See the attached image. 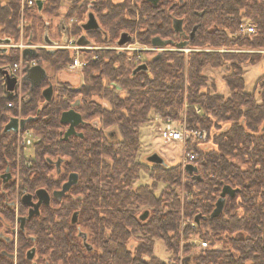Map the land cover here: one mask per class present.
Wrapping results in <instances>:
<instances>
[{"label": "trees", "instance_id": "trees-1", "mask_svg": "<svg viewBox=\"0 0 264 264\" xmlns=\"http://www.w3.org/2000/svg\"><path fill=\"white\" fill-rule=\"evenodd\" d=\"M89 1L70 2L65 17L76 16L79 24L74 29L81 35V23L92 11L100 29L84 30L82 34L90 40L112 43L126 31L131 39L135 33L142 44L152 45L151 39L159 36L172 40L165 46L184 40V46L210 50H191L187 55L181 50H162L136 63L128 52L96 50L86 57L78 87L58 81L48 101L42 96L45 80L30 90L21 116L33 117L25 127L39 139L31 166L21 164V186L31 192L40 187L52 190L71 171L77 172L79 180L71 194L53 198L26 220L24 230H19L20 249L35 245L54 264H167V258L178 260L180 248L183 258L188 257L183 264H264V92L257 100L253 92L245 91L242 66L256 63L261 53L231 51L264 48V0ZM62 2L43 0L40 10L27 8L26 36L31 32L34 38L39 31L43 39L47 26L40 13L57 11ZM19 7V0L0 2V32L10 39L19 36ZM174 18L182 20L181 33L173 28ZM245 19L255 31L236 34ZM221 46L227 49L218 50ZM36 53L54 70L73 59L67 50L38 49ZM18 58L16 48L0 52V68ZM140 63L147 68L133 74ZM222 66L228 71L223 76L227 96L211 90L205 73L207 68ZM3 82L0 73V173L7 163H15L17 148L16 133L3 131L16 115V107L7 104L16 102V97L8 98ZM28 85L23 81V87ZM76 101L74 108L83 120L76 130L82 136L64 139L66 124L60 114ZM183 110L187 128H206L212 146L203 149L196 142L187 144V150L197 153L194 163L200 176L194 178L184 169L187 193L180 207L179 194L172 188L181 182L180 162L154 163L151 185L135 187L132 182L144 168L136 159L140 126L155 115L178 117ZM110 129L111 136L107 134ZM59 157L64 161L57 175L50 161ZM158 181L166 185L156 193ZM225 184L236 191L227 194L221 212L210 217ZM2 189L0 179V231L8 232L14 214L3 202ZM145 210L148 215L142 220ZM74 211L78 215L73 223ZM197 214L201 217L195 222ZM78 231L86 234L91 249L85 247ZM194 235L207 240L208 246L194 247ZM154 237L171 254L166 260L154 252ZM131 239H138L132 248ZM4 243L0 237V247ZM0 264L12 263L0 252Z\"/></svg>", "mask_w": 264, "mask_h": 264}, {"label": "rangeland", "instance_id": "rangeland-1", "mask_svg": "<svg viewBox=\"0 0 264 264\" xmlns=\"http://www.w3.org/2000/svg\"><path fill=\"white\" fill-rule=\"evenodd\" d=\"M6 0H0V2H4ZM74 0H63L61 6L59 9L55 12H44L42 11L41 18L44 21L45 25L47 26V34L51 40V43H45L41 37V35L37 32L36 37H32V33L30 32L29 37L26 36L24 27L26 24H28L25 16H26V9L23 10V13L21 12V9L19 7V36L15 39H11V42L7 45L8 51L10 48L12 49H18L19 50V57H20V49L18 48V44L20 43H31L35 47L31 49L30 55H34L35 51L38 49L46 50L47 52H51L54 50H67L71 53H73V58L77 57L81 64L76 67L70 66V61L66 62L62 65L61 68L54 70L46 60L41 58L40 56L34 55V56H27L22 57L23 60L28 63L30 60H35L36 64H40L46 72L45 77V86L50 82L54 87L57 85L58 81L61 82H67L71 86L78 87L82 83V75H83V68L86 63V57L89 56V54L95 55L96 50H113L117 53L121 52H128V54H133L131 57L133 62H145L147 59H149L151 56L155 55L156 53L162 51V50H181L186 55L191 50H210V48H200V47H190V46H183V47H177V46H164V47H157L153 45L148 44H142L139 42L137 37L135 36V33L132 34V39L129 42H126L123 45H118L117 41L107 44L98 43L94 40H90L87 45H82V47H79L76 45V39L78 38L77 35H79L77 30L74 29L76 24H79L76 20V16L71 17H65L66 10L70 4V2H73ZM90 0L89 2H91ZM118 1V0H114ZM87 15V14H86ZM86 19V18H85ZM85 19L83 21H85ZM243 23L250 25L247 20L245 19ZM67 26V32L66 35L63 34V31H61L60 26ZM85 31L82 29V33ZM81 33V34H82ZM238 33H243L239 28ZM0 37L4 38L5 36L0 32ZM88 38V37H87ZM30 40V41H29ZM222 48V51L227 49L224 46H221L218 48L220 50ZM5 51V52H6ZM221 51V50H220ZM231 51H243V52H259L261 53V58L256 63H244L243 66V78H244V89L247 92H253L255 94V97L257 100L260 99L261 93L264 92V48L263 49H237L232 48ZM37 54V53H36ZM129 56V55H128ZM20 58H18L15 61H19ZM130 59V60H131ZM227 66V65H226ZM226 66H222L220 68H207L205 73L208 79V84L213 86L211 90L214 92L221 93L223 95H228L229 90L226 86L223 76L228 73ZM116 86V91L123 93L121 91V87L117 83H113ZM28 87H23V82L21 83V87L18 88V91H15L16 95V115L21 116V108L23 106V103L29 98L28 96ZM102 103L106 104L105 101H102ZM199 111V108H197ZM170 117L174 124H182L183 130L188 132L193 130L187 128L186 126V119H185V110L180 112V115L178 117L173 116H165L160 117L159 115H155L151 122L146 123L142 126H140L139 130V139H140V147L138 149V154L136 156L137 161L143 164L144 168L140 169V173L137 179H135L132 184L133 186H138L142 184H148L151 185L154 182L153 174H151V169L154 167V163L147 160V156L153 152H157L160 156L163 157V160L165 163L172 165L176 162H180L182 160V155L186 151H191V149L187 150L186 146L188 144V141H186L185 145L184 142H171L164 140L161 137V134L159 132L160 127L164 125V120ZM199 129V128H197ZM204 129L206 131V136L204 139L200 141H196V143H199L200 147L203 149H207L208 147L212 146L211 139L208 134V130L204 127L200 128ZM111 130V129H110ZM25 140L27 138H31L32 142L31 144H28L24 147L23 151L26 156L29 154H33V141L37 140L38 137H34L33 133L30 130V133L24 136ZM21 144H19L20 146ZM22 146V145H21ZM184 149V150H183ZM182 177L181 182L179 185L173 186L172 188L176 189V191L179 194L181 206L182 207V201L184 199V195L187 193V191L184 189V184L187 182L185 171L182 168ZM165 183L162 181L156 182L155 185V191L158 193L160 190H162L165 187ZM181 210V208H180ZM181 219L185 223H190V219L188 217L182 216ZM192 226V222L190 223ZM195 238V235L193 236ZM138 239H131L129 241L130 247H134ZM183 241H180V245H182ZM220 245V244H219ZM222 245V244H221ZM220 245V246H221ZM154 252L157 256H159L161 259L166 260L168 256L171 254L166 250V247L163 243V241L160 238L154 237ZM182 248L179 249L178 254H181Z\"/></svg>", "mask_w": 264, "mask_h": 264}, {"label": "water", "instance_id": "water-1", "mask_svg": "<svg viewBox=\"0 0 264 264\" xmlns=\"http://www.w3.org/2000/svg\"><path fill=\"white\" fill-rule=\"evenodd\" d=\"M149 2H151L152 4H156L159 0H148ZM36 5L38 10H40L42 8L43 5V0H36ZM181 24H182V20L180 18H174L173 19V28L175 31H178L181 33ZM81 27L83 30L87 31V30H95V29H100V25L94 15V13L92 11H89L86 15V19L83 23H81ZM195 29V28H194ZM194 29L190 32V38L193 36L194 34ZM129 40H131V35L126 32L123 31L120 33L119 38L117 39V44L118 45H123L126 42H128ZM43 41L46 43H51V40L48 36L47 33H45ZM11 42V39L8 37H0V52H5L7 50V45ZM77 44L78 45H87L89 43V40L86 38L85 35H81L79 36V38L77 39ZM172 40L171 39H163L159 36H155L151 39V43L153 46H157V47H164L165 45L171 43ZM186 44V41H179L176 43V46L178 47H183ZM31 47H26L23 49L22 53L25 56L26 53L28 54L27 56H32L30 55L31 52ZM35 54V53H34ZM147 68L145 63H140L138 64L134 70H133V74L136 73L138 70H145ZM25 74L23 76V79H25L26 81H28L30 83L31 86L37 85L46 75L45 69L40 65V64H33V65H26L25 66ZM0 73L3 76L4 79V86H5V90L11 94L12 92H14V90H16L17 87V78L15 76H11L7 69H3L0 68ZM52 85H48L45 89L42 90V95L45 98L46 101L50 100L51 96H52ZM78 101H76L74 104H77ZM74 104L66 109L63 110L60 114V121L64 124H67V127L65 129V131L63 132V138L66 139L71 135H77V136H82L81 132H78L76 130V126L80 123L83 122L81 114L74 108ZM33 117L29 116V117H24V118H18L17 116H11L9 118V120L6 122V124L4 125L3 131L4 132H10V131H17L19 128H23L25 126V124L27 123V121L32 120ZM147 160L155 163V164H166L163 160V157L160 156L157 152H153L151 153L149 156H147ZM52 162V161H51ZM56 166L59 167L61 159H57L56 161H54ZM185 171L191 175L194 178H199V174L197 173L198 168L196 165L192 164V163H188L185 164L184 166ZM8 175V174H7ZM78 176L76 173H71L68 176V179L66 182H64L62 184L61 189L59 190H54L52 192V195L54 198L56 199H60L62 197V195L65 193V191H67L70 186L74 183L77 182ZM236 189L232 188L229 185H223L222 190L220 192L219 197L217 198V200L215 201V206L213 208V210L210 213V217H215L217 216L224 205L225 202V196L227 194L229 195H233L235 193ZM35 195L37 197V201L34 203L31 200V194H24L22 197V202L29 205L30 209H29V213L28 216H32L33 214H37L38 213V208L41 204H48L50 201V195L48 193V191L44 188H39L35 191ZM148 215V211L145 210L142 214H140V219H145ZM76 212L72 215V222L74 223L76 221ZM201 215L197 214L194 217V221L198 222L200 219ZM21 220V226L23 225V222L25 220V217H20ZM79 235L82 236L83 239V244L85 245V247L87 249H91V246L88 244V242L86 241V234L82 231H79ZM31 255L29 254V257ZM188 260V257H186L184 259V262H186Z\"/></svg>", "mask_w": 264, "mask_h": 264}, {"label": "flooded vegetation", "instance_id": "flooded-vegetation-1", "mask_svg": "<svg viewBox=\"0 0 264 264\" xmlns=\"http://www.w3.org/2000/svg\"><path fill=\"white\" fill-rule=\"evenodd\" d=\"M84 21H82L83 23ZM61 27V31H63V34L66 35V32H67V26H60ZM82 28V27H81ZM81 35H84V34H81ZM79 35V36H81ZM79 38V37H78ZM77 38V39H78ZM87 38V37H86ZM76 39V41H77ZM88 39V38H87ZM89 40V39H88ZM90 41V40H89ZM77 43V42H76ZM35 54H36V51H35ZM34 54V55H35ZM32 55V56H34ZM31 57V56H30ZM36 64V63H35ZM2 68V67H1ZM4 69V68H3ZM25 69H24V72H23V76L25 74ZM9 73V72H8ZM46 77V75H45ZM45 77L37 84V85H40V83L45 79ZM4 80V79H3ZM23 81H26L25 79H22L21 82L19 83V81L17 80V87H16V90H14V93L11 95V96H8L9 99H11V97H16V95L18 94V92L15 94V91H18V88L21 87V83ZM28 82V81H26ZM28 96H30V90L34 87V86H37V85H34V86H31L30 83L28 82ZM51 83L48 82V84L46 86H43L42 87V90L45 89L48 85H50ZM3 85H4V82H3ZM52 85V84H51ZM5 88V86H4ZM53 88V86H52ZM54 90V89H53ZM53 90H52V94H53ZM6 91V90H5ZM7 92V91H6ZM7 94H9L7 92ZM43 96V95H42ZM44 98V97H43ZM29 99V98H28ZM27 99V100H28ZM26 100V101H27ZM45 100V98H44ZM46 101V100H45ZM11 102V101H9ZM13 102V101H12ZM16 103V102H14ZM75 103V102H74ZM73 103V104H74ZM8 104V103H7ZM76 104H74L75 106ZM13 106H16L13 105ZM11 107V106H9ZM17 116L18 118H24L22 116H18V115H15ZM26 125V124H25ZM66 127H67V124H66ZM65 127V129H66ZM76 128V127H75ZM65 129L63 130V132L65 131ZM32 132V131H31ZM16 133V158H15V163L12 165L10 163H7L6 166L4 167L3 171L0 173V179H1V188H3V193H4V203L6 206H8L9 208H11L13 210V214H14V217H13V222L12 223H9L6 224L8 225V232H5V231H0V237L2 239H4L5 243L3 244L4 246L3 247H0V252L3 256H5L9 261H11L12 264H54L52 262H50L47 258V253H42L40 254L38 251H37V247L35 245H29V246H26L24 247V249H20V245L17 243L18 241V237H19V230H24V227H25V222L26 220L29 218L28 216V213H29V209H30V206L23 203L22 202V197L24 194H31V200L35 203L37 201V197L35 195V191L37 189H35L34 191H29L26 187H22L21 186V172H20V167H21V164L25 165V166H31L32 164V159L34 158V145H33V154L32 155H28L26 156L24 154V147L28 144H31L32 140L31 138H27V140L24 142V143H21V137L22 136H25L27 135L28 133H30V128L28 127H23V128H19L17 131H15ZM33 133V132H32ZM112 131L111 130H108L107 131V134L109 136L112 135ZM21 135V137H20ZM34 137H36L35 134H33ZM19 138H20V142H19ZM37 140H34L33 141V144H35ZM19 143L22 145L19 146ZM150 155V154H149ZM148 155V156H149ZM57 159H61V162H60V165L59 167L56 166L55 162ZM55 160H51V164L54 165V170H55V173L58 175L62 172L63 170V158L59 157ZM71 173H76L75 171H71V172H68L66 174V178L62 181V183L60 184V186L58 188H55V189H52V190H48L46 189L45 187H40V188H44L48 191L49 195H50V201L48 204H41L38 208V213L41 209V207L43 205H49L52 201V199L54 198L53 195H52V192L54 190H59L61 189L62 187V184L64 182L67 181L68 179V176L69 174ZM8 174V175H7ZM78 176V174H77ZM79 178V177H78ZM79 179H77V182H78ZM76 182V183H77ZM72 184L70 186V188L65 191V193L62 195V197L60 199H62L65 195L67 194H71L70 190L72 189V187L76 184ZM8 184H11V188H5V185H8ZM56 199V198H55ZM58 199V200H60ZM76 212V215H78V212L77 211H74L72 213V215ZM37 213V214H38ZM34 215V214H33ZM32 215V216H33ZM20 217H25V220L23 222V225L21 226V220H20ZM31 217V216H30ZM77 218V216H76ZM78 234H79V231H78ZM29 254L31 255L29 257Z\"/></svg>", "mask_w": 264, "mask_h": 264}, {"label": "built area", "instance_id": "built-area-1", "mask_svg": "<svg viewBox=\"0 0 264 264\" xmlns=\"http://www.w3.org/2000/svg\"><path fill=\"white\" fill-rule=\"evenodd\" d=\"M20 2V9L21 12L23 13L24 9L27 8H32L33 6H36V0H19ZM240 30L244 33H251L255 31V27L250 24L247 25L245 23H242L240 26ZM76 42V41H75ZM76 45H78L76 43ZM79 46V45H78ZM26 47H35L34 45H32L31 43L27 42V43H20L18 44V48L20 49V61H15L10 65H6L2 68L7 69V71L9 72V74L11 76H15L17 78V80L19 81V83L21 82V80L23 79V72L25 69L26 65H33L35 64V60H30L28 63H23L22 62V57H24L22 55V50ZM79 47H82V45H80ZM222 51V48L220 49ZM81 64L80 60L75 57L72 59V61L70 62V66L71 67H76L79 66ZM15 105L14 102H8V106H13ZM183 125L180 124H174L172 119L170 117H167L164 120V125L162 127H160L159 132L161 134V137L164 140L167 141H171V142H184V145L186 144L185 142L188 141V143L193 144L196 141H200L202 139L205 138L206 136V131L204 129H193L191 131H184L183 130ZM21 137V135H20ZM26 140L24 138V136L21 137V143H24ZM19 142H20V138H19ZM20 144V143H19ZM184 150V149H183ZM197 155L196 152L194 151H186L185 153L182 155V160H181V166L184 169L185 164L188 163H194V158ZM192 244L194 245V247H196L197 249L199 248H204L206 246H208L209 242L205 239H201L199 237H195L191 240ZM167 264H183L184 262V258L181 254H179V258L178 260H176L175 258H167L166 260Z\"/></svg>", "mask_w": 264, "mask_h": 264}, {"label": "bare ground", "instance_id": "bare-ground-1", "mask_svg": "<svg viewBox=\"0 0 264 264\" xmlns=\"http://www.w3.org/2000/svg\"><path fill=\"white\" fill-rule=\"evenodd\" d=\"M119 36H120V35H119ZM78 37H79V36H78ZM129 41H130V40H129ZM129 41H128V42H129ZM160 48H161V47H160ZM19 61H20V59H19ZM17 62H18V61H17ZM22 62L25 63V61H24L23 59H22Z\"/></svg>", "mask_w": 264, "mask_h": 264}]
</instances>
